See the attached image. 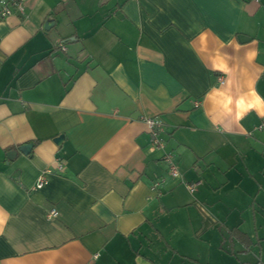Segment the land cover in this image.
<instances>
[{
	"label": "crops",
	"instance_id": "obj_1",
	"mask_svg": "<svg viewBox=\"0 0 264 264\" xmlns=\"http://www.w3.org/2000/svg\"><path fill=\"white\" fill-rule=\"evenodd\" d=\"M262 118L264 0H25L0 20V264H264Z\"/></svg>",
	"mask_w": 264,
	"mask_h": 264
},
{
	"label": "built area",
	"instance_id": "obj_2",
	"mask_svg": "<svg viewBox=\"0 0 264 264\" xmlns=\"http://www.w3.org/2000/svg\"><path fill=\"white\" fill-rule=\"evenodd\" d=\"M255 1H259V0H255ZM24 2L25 0H0V20L6 18L8 15H10L13 12L22 14L24 12ZM143 121L147 125L149 132L152 134L153 142L156 144H160L158 139V133L162 129L163 126L162 121L158 117H145ZM256 129L260 131H264V118L261 119L260 123L256 126ZM164 160L168 165L170 175L177 176L179 174V171L172 156L170 154H165ZM56 166L58 169L62 168V164L60 160L56 161ZM48 172H50L49 169L44 170L39 175L33 188H40L45 183L46 181L45 176L46 173ZM163 181H164L163 177L157 178L156 180L153 181L152 188H157ZM186 186L190 191H193L194 188L192 184H187ZM56 215H57V211L54 208L49 209L47 212L48 218L55 217Z\"/></svg>",
	"mask_w": 264,
	"mask_h": 264
},
{
	"label": "water",
	"instance_id": "obj_3",
	"mask_svg": "<svg viewBox=\"0 0 264 264\" xmlns=\"http://www.w3.org/2000/svg\"><path fill=\"white\" fill-rule=\"evenodd\" d=\"M49 25H51L49 22L44 23V28H47ZM57 139L58 138H55V141ZM31 147H32L31 143L21 144L18 146V148L16 150H9L8 152H6V156H7L8 160H10L16 155L17 151H20L23 154H27L30 151Z\"/></svg>",
	"mask_w": 264,
	"mask_h": 264
}]
</instances>
